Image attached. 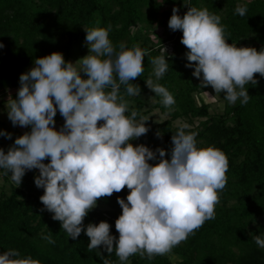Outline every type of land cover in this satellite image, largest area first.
I'll use <instances>...</instances> for the list:
<instances>
[{
  "label": "clouds",
  "instance_id": "1",
  "mask_svg": "<svg viewBox=\"0 0 264 264\" xmlns=\"http://www.w3.org/2000/svg\"><path fill=\"white\" fill-rule=\"evenodd\" d=\"M184 4L188 10L183 15L173 7L168 27L183 33L186 67H193L194 62L193 76L200 79L199 87L211 86L230 104L240 99L246 105L250 96L245 85L258 83L254 74L264 77V48L258 51L228 43L230 33L219 15ZM235 11L244 16L247 7L238 5ZM110 31L111 25L86 29L89 53L75 63L54 51L35 58L34 66L20 75L16 97L9 96L7 101V115L13 126L31 131L18 136L7 152L0 148V169L5 175L10 173L17 186L26 171L38 169L35 185L44 189L39 198L44 206L41 211L52 213V219L60 221L74 240L84 231L88 251L103 246L111 254L115 249L120 264H125L136 254L151 260L170 253L214 219L229 162L214 146L197 147V133L186 132V124L172 135L170 160L164 148L153 151L131 143L147 134L149 118L135 109L128 114L129 101L120 87L125 86L127 96L140 95V86L131 81L142 76L143 60L149 53L139 45L128 48L121 43L117 48ZM167 61L163 53L151 59L153 73L145 81L171 109L175 99L158 83L168 70ZM57 110L64 118L59 130L55 128ZM156 135L162 138L159 131ZM0 136L11 139V133L2 130ZM157 153L158 162L150 164L157 160ZM125 187L129 190L126 200L117 197L122 208L115 221L118 238L110 234L107 221L88 223L85 228L84 219L97 201ZM42 238L55 243L51 235ZM253 240L264 248V237L256 235ZM0 264L38 261L20 258L17 250L10 249L0 254Z\"/></svg>",
  "mask_w": 264,
  "mask_h": 264
},
{
  "label": "trees",
  "instance_id": "2",
  "mask_svg": "<svg viewBox=\"0 0 264 264\" xmlns=\"http://www.w3.org/2000/svg\"><path fill=\"white\" fill-rule=\"evenodd\" d=\"M184 3L219 15L226 33H230L228 43L258 51L264 48V0H0V42L4 45L0 49V90L3 93L19 88L20 75L34 65L35 58L59 51L69 61L72 47L86 35V29L111 25L109 38L117 48L123 43L128 48L139 45L148 50L142 76L131 82L140 86V95L151 96V108L166 116L156 123L148 116L149 131L136 139L153 151L164 148L165 158L170 160L172 135L182 125L173 122L182 118L191 125L186 132L197 133V147L214 146L227 155L229 162L227 183L214 219L206 221L170 253L151 260L136 254L125 264H264V248L253 240L256 235L264 237V77L254 74L258 83L245 85L250 96L246 105L240 99L230 104L221 93L216 95L223 101V110L210 112V104L200 94L211 86L199 87L200 79L193 76L194 62L193 67H186L188 49L181 43L182 31L168 27L173 7L179 8L180 15L188 10ZM238 5L247 7L244 16L236 13ZM164 21L167 33L155 34ZM167 45L170 49L165 48ZM162 53L169 67L158 83L173 95L171 109L160 102L161 97L145 81L153 73L151 59ZM120 93L126 96L124 85ZM135 100L133 109L147 114L145 100L138 96ZM195 118L199 119L196 125ZM58 120L57 113L55 122ZM25 130L30 132L31 128ZM157 131L162 138L157 137ZM158 160L157 153V160L149 163ZM0 171L8 181L5 170ZM37 175L39 170H28L19 186L10 183L8 192L0 188V254L15 249L20 258L31 257L38 264H103L104 260L120 264L115 249L111 254L103 246L88 251L89 238L84 231L74 240L60 221L52 219V213L41 211L44 206L39 198L44 189L35 185ZM128 193L125 187L111 197L100 198L85 217V228L88 223L107 221L110 234L118 238L115 221L122 208L117 197L126 200ZM45 235H51L55 243L44 240Z\"/></svg>",
  "mask_w": 264,
  "mask_h": 264
},
{
  "label": "rangeland",
  "instance_id": "3",
  "mask_svg": "<svg viewBox=\"0 0 264 264\" xmlns=\"http://www.w3.org/2000/svg\"><path fill=\"white\" fill-rule=\"evenodd\" d=\"M163 26H166L165 21L163 22V25L161 27H158L155 30L154 33L155 34L160 33L161 35H165L167 33V30L164 29ZM165 48L170 49V47L168 45ZM88 53H89V48H88V45L86 44V35H85L83 38H80L75 42V44L72 47L71 52H70L69 61L75 63L76 61H78L82 57L86 56ZM76 66L79 67L78 62L76 64ZM18 89L19 88L9 89L8 91H5L3 93H1L2 91L0 90V130L4 131L6 133H11V139H8L6 136H0V148H3L5 152H7L9 147L14 144V141L18 136L23 135L26 132L25 128H22L19 126H13V124L11 123V121L9 120L8 115H7L6 105H7V101L9 99V96H11L12 98H15L17 95ZM200 95L205 102L210 104V107H209L210 112H220L223 110L224 105H223L222 99L219 98L215 94L214 90L211 87H209V89L207 91L202 92ZM136 97L137 96H127V95L125 96V99L129 101V111L134 108ZM138 97L145 100V105H144L143 109L144 110L149 109V112L144 115L145 117H148V116L151 117L152 121L154 123L165 119L166 116L164 114H162L157 108H151L152 107V101H151L152 99H151L150 95L141 94ZM57 113L60 115L58 110H57ZM198 120H199L198 118L194 119V125L197 124ZM60 122H64V118L61 115H60V120L55 122V128L57 130H59L62 127ZM173 123L174 124H182V125L186 124V125H188V127L191 126L188 123H186V121L182 118H178V119L174 120ZM131 143L133 145L141 144L137 139L131 140ZM36 171H38V169H36ZM3 176H4V173L2 171H0V188H3L6 192H8L9 191V184L14 183V182L11 180V174L10 173L7 174L8 181H6L3 178ZM175 258L176 257L174 255L171 256L172 260H174Z\"/></svg>",
  "mask_w": 264,
  "mask_h": 264
}]
</instances>
